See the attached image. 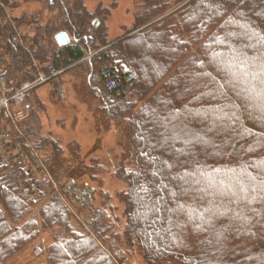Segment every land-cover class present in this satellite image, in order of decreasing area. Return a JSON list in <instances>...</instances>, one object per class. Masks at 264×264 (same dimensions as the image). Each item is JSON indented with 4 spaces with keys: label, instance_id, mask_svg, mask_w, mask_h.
<instances>
[{
    "label": "trees",
    "instance_id": "16d2710c",
    "mask_svg": "<svg viewBox=\"0 0 264 264\" xmlns=\"http://www.w3.org/2000/svg\"><path fill=\"white\" fill-rule=\"evenodd\" d=\"M43 1L56 15L10 17L16 3L0 0V58L20 82L75 68L95 129H117L120 141L111 170L97 158L84 165L96 184L85 209L64 191L39 206L0 168V264L44 233L51 241L36 264H125L115 244L147 264H264V0H133L134 23L113 39L110 8ZM61 33L72 39L64 47ZM109 51L137 76L110 98ZM36 90L19 128L27 156L39 170L64 154L76 165L80 144L44 133ZM107 174L119 190L102 187Z\"/></svg>",
    "mask_w": 264,
    "mask_h": 264
},
{
    "label": "rangeland",
    "instance_id": "374dc122",
    "mask_svg": "<svg viewBox=\"0 0 264 264\" xmlns=\"http://www.w3.org/2000/svg\"><path fill=\"white\" fill-rule=\"evenodd\" d=\"M11 4H15V9L12 13H8L10 17H19L22 14H38L41 20L46 19L49 15H56L57 11L52 12L46 10L43 0H9ZM85 3L91 8L95 9L97 6H105L110 8L108 16V29L109 36L114 37L116 34H123L124 28L128 29L134 23V16L138 7L134 4L133 0H85ZM1 5V4H0ZM1 18V17H0ZM1 21V19H0ZM2 22V21H1ZM25 27H22L17 34V38H20L18 33H23ZM92 31V30H90ZM75 68H63L56 70V74L52 77L46 78L45 82L35 89L36 95L31 99L30 104L35 106L36 117L42 123L44 133L51 132V135L60 139L62 143L69 141H77L81 147V161L76 165L69 166V155L64 154L61 159H54L48 165L46 169L53 181V189L45 195L46 199L49 197L52 191L60 192L65 186H71V194H68L78 204V198H86L87 202L91 199V193L85 197L86 190H81L83 185H87L88 189H92V194H95L96 184H89L84 171V165L88 163L91 158H97L100 162L104 163L107 168L111 170L108 164L109 157H113L118 152V143L120 141V134L117 129H111L107 132H100L95 129L93 124V113L89 109V101L87 95L82 89V84L79 82L78 75ZM54 79L59 80L56 83H52ZM62 81L63 96H60L59 86ZM42 102L43 105L38 106L37 103ZM29 119H25L26 121ZM27 141V140H25ZM29 142V141H27ZM30 145V143H29ZM32 161V160H31ZM103 188L108 191H116L122 187V182L116 180L110 175L104 176ZM65 200L66 198L62 196ZM82 203V202H81ZM87 204V203H86ZM82 203L81 208L85 209L87 206ZM80 205V204H79ZM117 205V202L113 199L111 206ZM39 207V206H38ZM37 210H35L36 212ZM74 213H77L80 221L86 219L84 213H78L72 209ZM51 241L50 234L44 233L39 239L33 242L29 249L21 254H17L7 264H36L44 259V256L36 258L33 255L35 248H44ZM117 250L123 253L125 258V264H147L141 257L135 252H127L120 244H115Z\"/></svg>",
    "mask_w": 264,
    "mask_h": 264
},
{
    "label": "built area",
    "instance_id": "2783aa9c",
    "mask_svg": "<svg viewBox=\"0 0 264 264\" xmlns=\"http://www.w3.org/2000/svg\"><path fill=\"white\" fill-rule=\"evenodd\" d=\"M110 53L108 52V55ZM6 64V60L0 58V168L3 170V177L9 185L30 199L42 202L46 198L45 195L53 189V181L48 175L50 173L47 169L43 167L42 170L41 168L39 170L27 156L24 144L30 146L29 143L25 141L23 144L18 137L21 135L20 126L30 115L26 108L27 100L37 86L43 84L46 78L56 74V70L49 67L48 75L38 72L33 81L20 82L11 76ZM101 77L109 98L115 91L130 89L137 81L133 69L128 68L122 71L112 58L103 67ZM35 156L40 161V157L36 153ZM64 189L72 192L70 191L71 186H65ZM76 196L78 197V194ZM86 196L88 193L85 194ZM79 202L80 205L86 204L87 200L83 198ZM42 254L41 248H35L33 251L35 257Z\"/></svg>",
    "mask_w": 264,
    "mask_h": 264
},
{
    "label": "water",
    "instance_id": "95a60500",
    "mask_svg": "<svg viewBox=\"0 0 264 264\" xmlns=\"http://www.w3.org/2000/svg\"><path fill=\"white\" fill-rule=\"evenodd\" d=\"M97 21H94V23ZM98 22L96 23L95 27H97ZM55 41L59 47H64L69 43V38L66 34L61 33L55 36Z\"/></svg>",
    "mask_w": 264,
    "mask_h": 264
},
{
    "label": "crops",
    "instance_id": "0c3cea01",
    "mask_svg": "<svg viewBox=\"0 0 264 264\" xmlns=\"http://www.w3.org/2000/svg\"><path fill=\"white\" fill-rule=\"evenodd\" d=\"M22 15H23V14H22ZM22 15H21V16H22ZM27 15H28V14H27ZM13 17H16V16H13ZM19 17H20V16H19ZM107 26H108V23H107ZM28 30H29V29L25 27V31L27 32ZM28 34H29V32H28ZM120 35H122V34H116L115 37L120 36ZM68 37H69V36H68ZM69 38H70V37H69ZM109 38H110V39H113V37H110V36H109ZM70 39H71V38H70Z\"/></svg>",
    "mask_w": 264,
    "mask_h": 264
}]
</instances>
